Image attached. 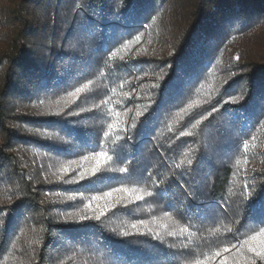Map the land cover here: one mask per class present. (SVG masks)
Wrapping results in <instances>:
<instances>
[{
  "label": "trees",
  "instance_id": "16d2710c",
  "mask_svg": "<svg viewBox=\"0 0 264 264\" xmlns=\"http://www.w3.org/2000/svg\"><path fill=\"white\" fill-rule=\"evenodd\" d=\"M0 264H264V0H0Z\"/></svg>",
  "mask_w": 264,
  "mask_h": 264
},
{
  "label": "snow or ice",
  "instance_id": "6c2138e0",
  "mask_svg": "<svg viewBox=\"0 0 264 264\" xmlns=\"http://www.w3.org/2000/svg\"><path fill=\"white\" fill-rule=\"evenodd\" d=\"M137 39H139V37H137ZM236 59H239V57H236ZM86 87V86H85ZM82 91V89L77 88L76 89V93H80ZM76 93H72L71 95H75ZM213 111H215V109H213ZM247 144H245V148H247ZM189 163H191V161H189ZM122 171H127L126 169H122ZM146 195H150V193H146ZM138 198H142V197H138Z\"/></svg>",
  "mask_w": 264,
  "mask_h": 264
}]
</instances>
